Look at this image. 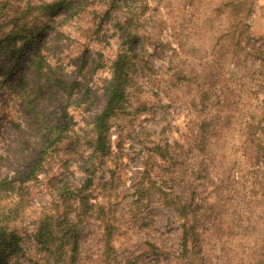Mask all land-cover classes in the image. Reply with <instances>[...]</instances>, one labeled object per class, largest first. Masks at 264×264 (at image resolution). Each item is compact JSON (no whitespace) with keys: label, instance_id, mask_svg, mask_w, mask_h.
<instances>
[{"label":"rangeland","instance_id":"374dc122","mask_svg":"<svg viewBox=\"0 0 264 264\" xmlns=\"http://www.w3.org/2000/svg\"><path fill=\"white\" fill-rule=\"evenodd\" d=\"M88 1L78 14L57 18L43 50L53 75L75 76L79 85L64 99L47 83L35 101L50 127L69 112L77 136L83 135L104 102L84 90L91 86L104 98L102 88L111 77L118 49L115 23L122 16L116 11L106 15L102 0ZM26 2L8 0V7L13 12ZM137 15L152 67L132 89V107L140 100L148 107L130 109L114 121V152L105 173L110 186L97 191L105 196L101 212L115 228L114 239L106 244V223L96 215L87 218L81 224L77 264H264V0H138ZM239 19L240 27H235ZM4 54H0V179L25 175L39 159V139L47 138L46 125L24 97L18 63L19 70L4 75ZM25 59L20 64L25 65ZM200 95L211 98L207 109L198 101ZM193 100L198 102L195 111ZM211 110L217 115L216 136L192 160L185 158L190 165L180 168L181 174L194 169L185 178L194 187L197 184L204 218L202 251L184 259L178 256L177 210L143 176L144 148L152 141L185 142L183 134L191 122L198 123ZM66 158L70 164L77 162L61 153V160L55 158L39 179L28 182L23 201L17 197L0 201V211L8 210L20 226L21 240L5 251L7 264H47L49 256L31 235L33 220L42 206H53L54 173L62 172L77 183L84 179L78 167L61 168ZM189 187L185 182L175 190L187 194Z\"/></svg>","mask_w":264,"mask_h":264},{"label":"trees","instance_id":"16d2710c","mask_svg":"<svg viewBox=\"0 0 264 264\" xmlns=\"http://www.w3.org/2000/svg\"><path fill=\"white\" fill-rule=\"evenodd\" d=\"M89 2L44 0L34 3L27 0L23 6H15L12 12L8 7V0H0V54L3 52L7 57L2 71L8 77L14 70H19L15 68V63H18L21 69L17 74L23 82L24 97L29 99L31 109L40 123L46 125L47 137L46 141L39 139V159L25 175L0 179V201L9 202L10 197L22 198L23 201L24 194L29 193L28 182L39 179V175L51 167L55 158L61 160V153L77 158V162L73 164H70L68 158L62 160L61 168L64 171L78 167L77 171L84 175V179L78 183L71 181L62 172L54 173L50 178L53 181L50 186L54 191L53 206L45 205L40 208L33 220L35 226L31 234L40 251L49 256L47 264H77L80 256L81 224L93 215L106 223V244H110L114 239L115 228L110 222H106L105 214L101 212V208H104L102 198L105 196H100L97 192L110 186L105 173L114 152L112 128L114 121L130 109L136 112L148 107L144 100H140L138 106L132 107V89L152 67L148 59L147 38L139 28L142 18L137 15L138 0H102L107 7L106 15L112 11L122 13L115 23L119 37L118 49L111 67V77L105 81L102 88L104 98L99 96L98 89L91 86H87L84 93L98 100L104 99V102L87 123L88 126L81 136L75 134L73 116L69 112L65 120L52 122L51 127L46 124L44 113L35 104L43 85L49 83L50 87H56L57 93L67 99L73 96V91L80 82L75 76L66 78L52 74L53 67L43 54L45 44L48 43L47 36L56 28L58 17L76 15L86 9ZM241 22L239 19L235 27ZM235 36L236 34L233 37ZM23 58H27L25 65L20 64ZM184 77L187 84L191 82L189 75ZM200 98L202 99L201 95L198 101L203 109L212 105L210 97H205L202 102ZM191 105L194 111L198 109V102L195 100ZM211 112L212 110L210 113L208 111L207 116L200 118L198 123L191 122L183 134L185 142L162 145L152 141L144 148L143 176L148 186L161 195L167 205L177 210L181 220L179 258L191 259L200 254L203 248L204 218L198 201L197 184L194 187V182L185 178L186 173L192 176L194 169L186 168L181 174L180 168L190 165L189 161L188 164L184 161L185 158L190 157L192 160L194 155L202 152L207 141L216 136L217 115ZM70 148H73L71 152ZM184 155L186 157L183 158ZM185 182L190 184L187 194L183 190H175ZM10 216L8 210L0 211V264L9 262L5 251L15 247L21 240L18 230L20 226L18 227Z\"/></svg>","mask_w":264,"mask_h":264}]
</instances>
